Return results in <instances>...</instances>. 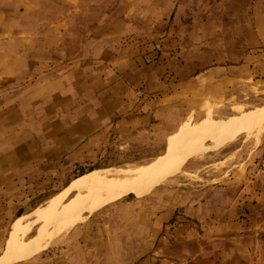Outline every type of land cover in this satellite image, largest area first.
<instances>
[{"label":"crops","instance_id":"0c3cea01","mask_svg":"<svg viewBox=\"0 0 264 264\" xmlns=\"http://www.w3.org/2000/svg\"><path fill=\"white\" fill-rule=\"evenodd\" d=\"M84 1L0 0V264H264V134L124 196L122 215L96 212L59 247L6 255L8 226L77 165L158 156L205 114L264 97V0Z\"/></svg>","mask_w":264,"mask_h":264},{"label":"rangeland","instance_id":"374dc122","mask_svg":"<svg viewBox=\"0 0 264 264\" xmlns=\"http://www.w3.org/2000/svg\"><path fill=\"white\" fill-rule=\"evenodd\" d=\"M117 3H118L117 0H97V1L85 0L84 2H82L84 9H87V11H89L88 9L90 8L91 5L92 6L97 5L101 11H106L113 4L116 5ZM87 16H88V13L86 15L84 14V16L81 18L87 19V21H89L90 18ZM259 113L264 114V97L256 99V100H252V101L250 100V104L244 105L242 108H238L237 111L216 112V113L205 114L204 115L205 118L201 119L199 122L196 121V122H193L189 125L196 124L197 122L200 123L201 125H208V124L212 125L216 120H219V119L229 120L230 118H232V116L235 117L236 115L237 116H242L243 114L244 115H247V114L257 115ZM258 121L259 120H257L256 123H254L252 129H250V127H249L250 125H248L247 123H240V124L238 123L233 128H231L229 130L220 131L218 133V135H221L223 138L221 141V142H223V144H221V145H218V143H216L217 145H211V143H209V141H207L205 143V140L208 139L210 137L209 136L208 138H206L202 142V144H200V146L199 145L195 146V147L191 148L188 152L176 157L173 165L184 166V168H183L182 172L178 173L177 175H175L174 177H172L171 179H169L167 182H165L163 184H151V185H146V186H140V188L139 187H133V188H129L128 190L125 189V191L119 189L117 187V185H115V184L103 185L104 187L102 185L95 186V188H97V189L100 188V189L97 190V189L93 188L95 190V191L93 190L94 192L91 189V191H90V193L92 192L91 197H90L89 192H87L88 194L84 193L81 196H79L80 199H83V197H84L85 199H88V200L83 199L81 201L79 199V201H81L79 203H80V205H82L79 214L77 215L75 220L69 226L66 227L67 229H65L54 242H52L48 245H45L39 249H29V250H40V249L44 250L46 248L59 247L60 242L72 230H74L76 228V226L83 223L91 215L96 214V212H101V211L106 210L107 208H110L111 216L122 215V213H124V212L121 208H118V207L115 209H113V208H114L115 204H118L119 202L124 200V198H126L124 196H126L132 192H139L140 190H144L146 188L154 187L149 192H145L148 194L141 196V197L146 198V197L152 196V194L154 193V190L156 188H158V187L160 188L162 186H165L166 184H169L170 183L169 181L172 182V181L177 180V179H182L183 181H186L190 178H193L192 175H189L190 174L188 171L189 169L199 168V167H202L204 164H207V163H214V161H217L222 156L223 152L226 149L232 148L233 146L240 144V143L247 146V145H251L253 142H257L258 139L260 138V136H262V134H264V129L260 132L263 125H262V123H258ZM260 125H261V127H260ZM193 131L194 130L188 131L187 136L183 140H181V142L185 143L186 140L192 138L194 136ZM175 148H176V146H174L168 152H163L159 155L170 154ZM106 154H104V156L102 157L101 160L96 161L95 164L99 165L98 169L124 168V167L130 166V165H137V164L144 163V162L153 158V157H151V158L140 159L141 156L147 155L148 153L147 154H144L143 152L137 153V152H133V151H129V150H119V151L118 150H108V153H106ZM89 166H91V165H88V164L77 165L75 168H73V172L70 174V176L66 177V179H65L66 184L64 187H56L55 189H52L49 192L41 194L40 196H36L35 199L31 202V205H35V208H33L34 210L33 209L29 210V212L26 216L16 219L14 222H12L8 226V228L6 230V234L4 236V242L7 238V236H8V238H7L6 242H8L10 240V238L13 237L14 233L11 234L13 232L11 230H14V232H15L17 230V228H19L20 224H22L21 225L22 227L27 226V229L25 228L24 235L26 236L25 238H28L30 236L41 233L43 231L45 225L49 221H53V220H55V218L59 219L61 217V215L63 214V210H64L63 204L73 202L76 200V198L77 199L79 198L77 195H75V193L77 194V190H76V186H75L76 183L80 180V178L85 177L86 175H88L93 170L88 171V172H86V173H84V174H82L76 178H74V177L77 176L82 170L88 168ZM208 167L209 166H206L205 168H208ZM115 190H117V191H115ZM111 191L113 194L111 193ZM118 192H120V193L118 194ZM141 197H137V198H141ZM77 201H75V202H77ZM48 204L50 205L49 207H48ZM42 213H44V214H42ZM9 231H11V232H9ZM6 246L7 245L4 246L5 250H6ZM25 251H27V250H25ZM41 251H39L36 254H33L32 256L39 254Z\"/></svg>","mask_w":264,"mask_h":264},{"label":"bare ground","instance_id":"6f19581e","mask_svg":"<svg viewBox=\"0 0 264 264\" xmlns=\"http://www.w3.org/2000/svg\"><path fill=\"white\" fill-rule=\"evenodd\" d=\"M257 120H259L258 123H262V125H263L261 130H260V132H261L264 129V114H262V113L261 114L259 113L257 115H253V114L244 115L243 114L242 116H237V117L232 116V118H230L229 120H219V121L215 122L214 124H212L211 126H208V127L199 126L198 128H196L193 131L194 136L192 138L186 140L185 143L184 142L179 143L177 145L176 149L174 151H172L170 154L158 155V156H155L152 159H150L144 163L137 164V165H130V166H127L124 168H103V169L93 170L92 172H90L85 177L80 178V180L76 183L75 186H76L77 194L75 193V195H77L79 197L84 193H87V192L90 193L91 189L93 191L94 189H97V188H95V186H99V185L103 186V185H107V184H110V185L115 184V185H117V187L119 189L125 191V189L128 190L129 188H133V187H139L140 188V186H146V185H151V184H163V183L167 182L169 179H171L172 177H174L175 175H177L178 173L182 172V170L184 168V166L173 165L176 157L188 152L191 148H193L195 146H198V145L200 146V144H202V142L206 138H208L209 136L213 135L216 132L229 130V129L233 128L238 123L239 124L240 123H247L248 125H250L249 126L250 129H252L254 123H256ZM260 127H261V125H260ZM189 175H191V174H189ZM169 182H171V181H169ZM98 189H100V188H98ZM115 191H117V190H115ZM111 193H112V191H111ZM119 193L120 192H118V194ZM91 194H92V192L90 193V197L92 196ZM79 199H80V197L78 199L76 198L75 201L78 200L77 202L73 201L70 203L63 204L64 210H63V214L61 215V217L59 216L60 217L59 219L55 218V220L49 221L45 225L44 229L42 228L43 231L39 234L25 238L26 236L24 235V232H25V228L27 229V226L22 227L21 226L22 224H20V226H19V228H17V230L15 229L16 230L15 232H14V230H11V231H13L11 234H13V233L14 234H13V237L10 238V240L8 242H6L7 243L6 244L7 245L6 246V255L15 256L16 254H19L22 251L29 250V249H39L45 245H48V244L54 242L58 238V236L65 229H67L66 227L69 226L75 220L77 215L79 214V212L81 210V206H82V205H80L79 202H81L83 199L88 200V199H85L84 197H83V199H80L81 201H79ZM49 206L50 205L48 204V207ZM42 214H44V213H42Z\"/></svg>","mask_w":264,"mask_h":264},{"label":"built area","instance_id":"2783aa9c","mask_svg":"<svg viewBox=\"0 0 264 264\" xmlns=\"http://www.w3.org/2000/svg\"><path fill=\"white\" fill-rule=\"evenodd\" d=\"M209 1L215 2L216 0ZM252 172L255 176L261 177L264 180V154L254 163Z\"/></svg>","mask_w":264,"mask_h":264},{"label":"trees","instance_id":"16d2710c","mask_svg":"<svg viewBox=\"0 0 264 264\" xmlns=\"http://www.w3.org/2000/svg\"><path fill=\"white\" fill-rule=\"evenodd\" d=\"M98 168H99V165H97V164L91 165V166H89L88 168L82 170V171H81L77 176H75L74 178H76V177H78V176H80V175H82V174H84V173H86V172H88V171H91V170H94V169H98ZM74 178H73V179H74ZM128 195H132V196H133V194H128Z\"/></svg>","mask_w":264,"mask_h":264}]
</instances>
